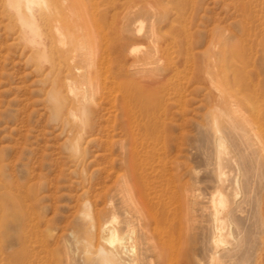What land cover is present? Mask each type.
Segmentation results:
<instances>
[{"label": "rangeland", "instance_id": "374dc122", "mask_svg": "<svg viewBox=\"0 0 264 264\" xmlns=\"http://www.w3.org/2000/svg\"><path fill=\"white\" fill-rule=\"evenodd\" d=\"M51 2L43 60L0 0V264H94L85 203L113 209L109 191L127 183L142 191L138 264H264V0ZM219 193L236 221L216 246Z\"/></svg>", "mask_w": 264, "mask_h": 264}, {"label": "bare ground", "instance_id": "6f19581e", "mask_svg": "<svg viewBox=\"0 0 264 264\" xmlns=\"http://www.w3.org/2000/svg\"><path fill=\"white\" fill-rule=\"evenodd\" d=\"M8 2H10L12 9L13 10L15 9L17 12L16 14L18 16V20L20 23L19 26L21 27V30H22V37H23L22 39L27 43V45H30L34 48L39 49L40 53H41V57L40 56L39 57L43 60H46L47 56H48L46 45H45L46 44V37L44 34V30L42 29V26L40 25L38 12L39 11L40 12L41 11L42 12L51 11V8H52L51 0H10V1L8 0ZM158 28L159 27H157V25H154V24L151 26L150 31H149L150 39L158 36V34H159ZM159 36H158V38H159ZM145 38H146V36H145ZM132 50H134V48ZM146 54H148L150 58H148L146 61H144L143 64L140 63V65L144 66L143 68L141 67L143 70H148V67L150 65L154 64V62L157 58L154 61H153V59L155 58V55H157L156 57H158V54H160V50H156L154 52V54L151 53L150 51L147 52ZM159 59H161V58H159ZM218 91H219V89H218ZM71 93H73L74 95L78 94L77 91L74 90V88L71 89ZM88 101H89V98H88ZM151 101H153V100H150L148 98L145 99L144 102H147V106L144 105L145 107H143L141 105L142 104L141 103L140 109L146 110L149 113V110L151 107L149 105L151 104ZM153 103H154V105H156L157 102L155 103L153 101ZM230 106L231 105H229L228 103H224L222 107H220V108L216 107L217 109L214 108L212 110L213 111L212 112L213 113L212 114V127L214 130V137H213L214 142L213 143L215 144V150H216V166H217L216 167V173L218 176V180L221 183L223 182V174H224V171H223L224 165H223V160H222L221 154L223 151L227 150L228 140H229L227 138V136L223 133L224 131H222L221 120L223 121L225 119V120H228L229 122L233 121L232 116H234V115H233V112H232ZM81 109L84 110V107L82 106ZM73 116H75L79 120L82 119V117L77 113H75ZM87 126L85 124L84 125L82 124V125H80L79 130L76 131L74 142L77 145L81 144V141L84 138V134L87 133ZM230 128H232V127H230ZM247 129H248V127H247ZM260 144H261V142H260ZM132 148H133V146H132ZM131 157H133V156L131 155ZM132 163H133V161H132ZM238 165L240 166V164H238ZM132 166H134V165L132 164ZM127 182H128V180H127ZM236 182L240 183V178H238V180L236 179ZM109 192H110L109 196L111 195V200H113L115 196L119 197V203H114V204H118V206L117 207L114 206L113 209L104 208L105 209L104 212H100L98 210V212L93 213L92 207L95 206L96 204H94L92 202V200L87 201V203H85L87 206V208H86L87 209V216L89 218L88 226H86L87 227V233H88V241H89V245L91 246V248L94 249L92 251H90V250L87 251V253H89L90 255L93 256L92 261L94 264L95 263L96 264H138L140 257H141V253L139 254L138 252H136L137 250H135L136 249L135 246H132V248H131L130 240H132V238H133L132 233L135 232L134 221L137 218V215H139V214H136V212H134L133 207L138 206L137 205L138 201L141 198V197H139V195H140V192H142V191H140V189L138 187L132 186V185L127 183V184L122 185L119 188H115ZM140 196H142V195H140ZM146 207H148V206H146ZM138 208H140V206H138ZM137 209L135 208V210H137ZM225 209H226V199L221 193H219L214 198V211L212 213V222H211L212 223L211 229H212V232L214 234V242H215L216 246L221 245L225 242L223 230L225 229L226 223L227 224H233L236 221L235 212L232 210H229L228 212L225 213L224 212V211H226ZM119 211H121V213H123L121 218H118V216H117ZM139 211H137V212L139 213ZM141 211L143 212V210H141ZM164 212L169 213L170 211L164 210ZM143 215H145V214H143ZM141 217L143 218V216H141ZM219 252L220 251L218 249V251L216 252V257L219 256L218 255Z\"/></svg>", "mask_w": 264, "mask_h": 264}]
</instances>
